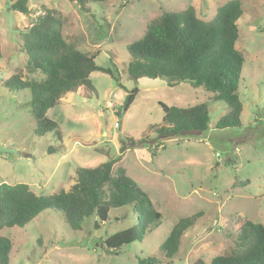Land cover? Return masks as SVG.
Masks as SVG:
<instances>
[{"label":"rangeland","instance_id":"rangeland-1","mask_svg":"<svg viewBox=\"0 0 264 264\" xmlns=\"http://www.w3.org/2000/svg\"><path fill=\"white\" fill-rule=\"evenodd\" d=\"M17 1L0 0V147L13 150L0 152V184H26L37 195L48 196L68 191L79 167L112 160L114 174L124 171L131 177L162 214V222L142 242L114 255L101 242L138 225L130 207L110 209L109 220L99 222L98 230L97 218L86 219L80 232H73L61 213L48 210L24 228L0 232L13 243L10 264H138L147 257L161 264H210L235 249L245 220L264 224V0H239L243 15L237 22L236 49L245 58L238 90L242 127L224 130L216 124L229 109L203 88L186 83L170 88L162 79L131 80L127 46L166 12L192 6L198 18L210 21L232 0H85V9L73 0H28V15L10 10ZM49 10L61 20L67 43L89 55L99 52L103 67L112 66L113 59L126 91L140 89L123 112L127 93L118 90L111 76L92 73L93 89L80 87L48 111L62 140L52 132L36 135L29 90L3 86L14 75L26 81L44 78L28 70L23 36ZM159 103L183 108L207 104L209 130L158 138L155 129L163 117ZM194 215H199L195 225L168 259L161 246L181 219Z\"/></svg>","mask_w":264,"mask_h":264},{"label":"trees","instance_id":"trees-1","mask_svg":"<svg viewBox=\"0 0 264 264\" xmlns=\"http://www.w3.org/2000/svg\"><path fill=\"white\" fill-rule=\"evenodd\" d=\"M73 1L85 9V0ZM91 1L104 3L107 0ZM10 10L28 15V0H18ZM242 15L239 0L219 7L210 21L198 18L192 6L182 12L164 13L147 27L141 39L127 46L131 57L128 77L134 81L162 79L170 88L182 83L203 88L216 102L225 103L229 109L216 128H241L243 104L238 90L245 58L236 49V43L239 39L237 22ZM61 25L56 12L49 10L38 17L23 36L27 68L30 72H40L44 76L41 81H26L14 75L3 82L6 89L30 91L36 135L43 137L52 132L58 140H62L63 134L58 122L48 117V111L62 96L80 87L93 89L92 73L102 72L112 77L118 90L127 93L123 101L127 109L140 94L136 86L126 91L113 59L109 60L112 66L103 67L98 63L99 52L89 55L67 43ZM159 105L163 117L160 127L155 129L158 138H177L209 130L207 104L186 108ZM113 163L109 160L97 167H79L75 184L68 191L61 190L48 196L37 195L26 184H0V232L4 228H24L48 210L61 213L73 232L82 231L84 221L93 217L98 219L94 223V229L98 230L99 222L109 220L110 209L130 207L138 225L108 236L101 242L102 247L107 253L118 255L124 246L142 242L146 234L161 225L162 214L124 171L114 174ZM198 216L181 219L173 227L160 248L168 259L178 253L181 238L195 225ZM235 240L236 247L229 255L214 257L210 264H264V224L245 220ZM12 248V241L0 234V264H10ZM138 264H161V261L147 257L139 259ZM195 264L205 263L199 260Z\"/></svg>","mask_w":264,"mask_h":264},{"label":"water","instance_id":"water-1","mask_svg":"<svg viewBox=\"0 0 264 264\" xmlns=\"http://www.w3.org/2000/svg\"><path fill=\"white\" fill-rule=\"evenodd\" d=\"M125 110H126V107H124L123 112H125ZM0 152H3V153H12L13 150L12 149H8V148H5V147H0Z\"/></svg>","mask_w":264,"mask_h":264},{"label":"clouds","instance_id":"clouds-1","mask_svg":"<svg viewBox=\"0 0 264 264\" xmlns=\"http://www.w3.org/2000/svg\"><path fill=\"white\" fill-rule=\"evenodd\" d=\"M117 124V123H116ZM118 125V124H117ZM117 127H119V125L117 126Z\"/></svg>","mask_w":264,"mask_h":264},{"label":"built area","instance_id":"built-area-1","mask_svg":"<svg viewBox=\"0 0 264 264\" xmlns=\"http://www.w3.org/2000/svg\"><path fill=\"white\" fill-rule=\"evenodd\" d=\"M116 126H118V125L116 124Z\"/></svg>","mask_w":264,"mask_h":264}]
</instances>
